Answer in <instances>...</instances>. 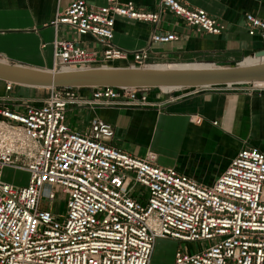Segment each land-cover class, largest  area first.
<instances>
[{"label": "built area", "instance_id": "built-area-1", "mask_svg": "<svg viewBox=\"0 0 264 264\" xmlns=\"http://www.w3.org/2000/svg\"><path fill=\"white\" fill-rule=\"evenodd\" d=\"M164 14L209 36L225 29L220 20L182 0H160L151 12L131 2L108 0L94 8L76 0L56 14L52 26L88 36L99 49L55 40L52 72L119 62L153 67L150 46L179 40L159 28ZM119 18L154 26L149 47L130 53L113 46ZM243 21L248 37L264 42V20L245 14ZM11 87L6 84V91ZM222 88L260 95L264 82ZM84 89H91L89 97L79 96ZM46 90L39 105H0V264H150L158 240L192 245L190 251L176 250L171 264H264L263 152L239 151L205 186L157 166L153 154L137 158L109 145L114 130L97 118L85 133L67 125L70 108L153 107L149 93L154 89ZM6 171L12 182L18 173L26 174V185L5 181ZM63 197L61 213L57 205Z\"/></svg>", "mask_w": 264, "mask_h": 264}, {"label": "crops", "instance_id": "crops-1", "mask_svg": "<svg viewBox=\"0 0 264 264\" xmlns=\"http://www.w3.org/2000/svg\"><path fill=\"white\" fill-rule=\"evenodd\" d=\"M74 1L0 0V62L51 72L55 40L76 41L98 50L90 37L77 35L66 27L52 26L56 14ZM85 1L90 7L100 8L106 6L108 0ZM159 1L118 0L120 4L131 2L146 12L156 11ZM182 2L188 8L202 10L220 20L225 29L219 36H209L164 14L159 28L163 32H174L179 40L150 46L153 67L226 68L264 49V42L259 38L248 37L243 21L245 14L264 20V0ZM154 30V26L119 18L115 22L112 44L125 52H138L149 47ZM114 66L129 65L119 62ZM6 84L0 81V105L11 108L21 101L39 105L48 95L46 89L17 85L6 91ZM90 94L91 89L79 91L80 97ZM171 97L177 99L171 101ZM149 100L153 107L70 108L67 125L85 133L89 121L97 118L114 130L109 145L137 158L153 154L157 166L175 169L205 186L214 183L239 151L255 148L264 153V92L247 95L225 88H206L165 94L155 89L149 93ZM8 176L6 171L5 181L12 182ZM26 182L27 175L18 173L12 183L26 185ZM180 246L172 240H158L150 264L158 249L169 247L172 259L174 248L178 250Z\"/></svg>", "mask_w": 264, "mask_h": 264}, {"label": "water", "instance_id": "water-1", "mask_svg": "<svg viewBox=\"0 0 264 264\" xmlns=\"http://www.w3.org/2000/svg\"><path fill=\"white\" fill-rule=\"evenodd\" d=\"M249 57L257 62L247 65L243 61L226 68L159 69L108 66L57 73L25 69L0 62V81L34 89L111 87L181 90L214 89L264 82V49Z\"/></svg>", "mask_w": 264, "mask_h": 264}, {"label": "rangeland", "instance_id": "rangeland-1", "mask_svg": "<svg viewBox=\"0 0 264 264\" xmlns=\"http://www.w3.org/2000/svg\"><path fill=\"white\" fill-rule=\"evenodd\" d=\"M155 90V89H154ZM165 90V89H163ZM168 90V89H166ZM151 92V91H150ZM12 177V175L10 174L7 179H10ZM60 194H58V197ZM65 199V197L63 198H60V205H57V208L59 210V212L63 213L64 212V202H62L63 200ZM184 244H181L180 248H183V249H186V250H193L192 248V245H187V247L185 246ZM176 252V249L174 248V254ZM174 254H173V257L171 259V253H170V250H169V247H165V248H161V249H158L157 252H156V256L153 257L154 260H152V264H171L172 261H173V258H174Z\"/></svg>", "mask_w": 264, "mask_h": 264}, {"label": "bare ground", "instance_id": "bare-ground-1", "mask_svg": "<svg viewBox=\"0 0 264 264\" xmlns=\"http://www.w3.org/2000/svg\"><path fill=\"white\" fill-rule=\"evenodd\" d=\"M262 61L264 62V59ZM255 62H257V60H255L254 58H250V57L245 60V64L247 65L255 63ZM159 69H166V68H159ZM167 69H171V68H167ZM260 85H263V83H260ZM172 90H177V89H172Z\"/></svg>", "mask_w": 264, "mask_h": 264}]
</instances>
